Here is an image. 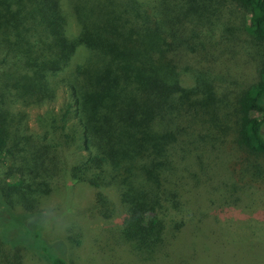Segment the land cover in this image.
<instances>
[{"label": "trees", "instance_id": "1", "mask_svg": "<svg viewBox=\"0 0 264 264\" xmlns=\"http://www.w3.org/2000/svg\"><path fill=\"white\" fill-rule=\"evenodd\" d=\"M234 16L254 45L256 75L238 91L221 90L217 71L201 65L217 59L215 31ZM0 54L12 64L0 71V205L25 207L7 210L17 220L6 224L8 236L23 221L29 234L38 216L46 221L39 206L57 183L86 186L94 216L112 220L120 211L119 243L144 264H157L189 225L250 233L232 214L246 208L250 191H264V0H0ZM192 58L201 81L188 86ZM11 88L28 107L54 103L60 89L66 95L27 132ZM226 144L240 150L247 175L227 159ZM219 168L233 199L221 194L222 205L201 210L196 200L216 192L208 171ZM43 230L27 245L48 264H70ZM0 237V264H22L9 253L21 241L8 248ZM208 246L194 247L197 264H211Z\"/></svg>", "mask_w": 264, "mask_h": 264}, {"label": "rangeland", "instance_id": "2", "mask_svg": "<svg viewBox=\"0 0 264 264\" xmlns=\"http://www.w3.org/2000/svg\"><path fill=\"white\" fill-rule=\"evenodd\" d=\"M234 13L236 16H242L241 11L236 10ZM233 21L231 26L227 24L218 26L211 53L212 58L217 57V59H214L212 63L203 62L201 66L204 69L212 66V71H217L218 77L217 80H214V85L217 84L221 90L228 88L230 91H238L237 87L240 88L254 82L256 69L254 61L251 60L254 45L246 31H241L242 20L238 21L234 16ZM223 32L226 35L229 34L230 39L222 40ZM3 57H5L4 54H0V71L12 69V64H2ZM198 58H192L189 62L194 68L184 76L188 86L196 85L198 81H201L197 80V72L201 69L200 64L197 63ZM54 79L59 80V78ZM4 81L5 79L0 73V89H3ZM65 95L64 89H60L54 103L42 108L28 107L18 96L17 91L11 88L8 101H11L15 111L26 114L22 122L25 130L37 132L39 130L37 115L44 113L48 107L58 108ZM223 148L226 151L227 159L235 162L238 172L247 175V165L241 162L240 150L237 148L235 150L232 144L228 146L226 144ZM261 164L264 167V162ZM208 172V176L214 180L216 192H213L212 198L209 200H196V206L201 210L222 205L223 202L218 203L221 194H224V197L226 195L229 201L233 199L231 196L233 193L232 183L228 174L220 168L217 175L211 171ZM0 186L3 189H6L7 186L6 182L2 180V176H0ZM52 187V191L44 197L39 206L40 211L46 215L47 219L45 221L41 216H38L37 220L31 223L30 234L25 233L26 225L23 221L24 223H20L21 231L12 230L11 236H8L5 232L6 224L8 223V226L12 227L17 222L15 218L11 217V213L20 214L24 212L25 207L16 202L11 203L13 209L0 205V221L2 220L5 224V226L0 224V235L6 236L10 240L5 247L11 248L14 240L21 241L20 243L15 241L16 243L11 249L12 252L9 251L10 254L18 253L22 258V264H48L35 249L27 245L33 241L32 236L35 235V232L43 227L45 230H43L42 237L52 246L63 244L70 264H144L127 247L128 245L119 243L116 228H120V211L114 219L105 220L97 215L94 216L91 211L88 212V208L85 206L88 195L86 186L57 183ZM248 199L246 208L240 209L242 205L236 206V212H233L232 215L235 222L236 219H239L242 227H249L248 232L250 233L236 232L237 235L232 237L231 233L220 225L204 223L200 232L189 225L178 234L167 254L163 253L157 260V264H197L194 259V247L197 244H209L207 253L211 264H245L248 258L252 259V264H264V262L262 263L264 261V191L252 190L248 193ZM7 210L12 212H7ZM3 246L1 245V247ZM225 254H230V257L227 258Z\"/></svg>", "mask_w": 264, "mask_h": 264}]
</instances>
